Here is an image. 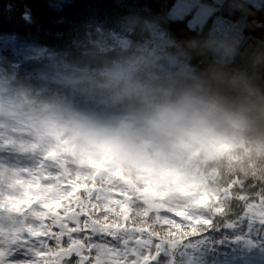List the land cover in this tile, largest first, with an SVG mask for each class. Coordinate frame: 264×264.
Wrapping results in <instances>:
<instances>
[{
  "label": "clouds",
  "instance_id": "1",
  "mask_svg": "<svg viewBox=\"0 0 264 264\" xmlns=\"http://www.w3.org/2000/svg\"><path fill=\"white\" fill-rule=\"evenodd\" d=\"M233 7L244 11L240 3ZM129 22L141 31L160 23ZM159 48L219 59L191 79L159 78ZM239 54L238 42L200 34L183 41L169 35L158 48L112 61L89 51L88 60L104 61L99 75L84 71L71 82L123 111L102 118L63 97L26 93L17 115L30 123L42 152L54 150L81 173L138 188L157 202L182 204L184 189H214L227 174L264 179V52L248 58L251 72L231 67Z\"/></svg>",
  "mask_w": 264,
  "mask_h": 264
},
{
  "label": "trees",
  "instance_id": "2",
  "mask_svg": "<svg viewBox=\"0 0 264 264\" xmlns=\"http://www.w3.org/2000/svg\"><path fill=\"white\" fill-rule=\"evenodd\" d=\"M178 1L0 0V119L5 121L0 124V132L13 134L9 128H18L15 134L25 144L24 124L31 125L17 115V108L26 93L35 99L63 97L102 118L123 111V106L89 96L71 82L70 77L84 71L99 75L104 61L88 60L85 53L89 51L112 61L126 51L158 48L169 35L178 41L197 34L213 35L238 42L240 54L231 67L252 71L248 58L264 52V0L260 4L249 0H200L214 7L205 25H190L185 13L173 8ZM236 3L242 4L243 12L233 7ZM132 18L160 23L152 30L141 31L129 22ZM158 50L159 78L176 75L191 79L203 73L214 58L219 59L212 54L207 58H187L178 55L175 48ZM239 175L243 176V185L222 201V214L212 207L189 209L190 219H207L211 223L183 239L169 240L160 223L174 218L183 222V230L187 231L188 221L175 215L183 208L150 215L149 222L161 233L160 243L156 248H142L141 254L153 253L155 259L150 264H254L250 260L255 255L264 259V217L259 215L264 211V180L257 175ZM229 178L227 174L214 189L222 188ZM208 190L184 189L181 193L189 199L181 205L209 199ZM263 263L261 259L259 264Z\"/></svg>",
  "mask_w": 264,
  "mask_h": 264
},
{
  "label": "snow or ice",
  "instance_id": "3",
  "mask_svg": "<svg viewBox=\"0 0 264 264\" xmlns=\"http://www.w3.org/2000/svg\"><path fill=\"white\" fill-rule=\"evenodd\" d=\"M0 146L10 151L40 152L34 167L0 170V214L18 218L20 225L8 231L0 229V248L11 244L30 251L36 257L32 264H150L155 256L152 252L142 255L141 249L149 245L156 248L161 237L149 222L150 214L183 208L175 215L188 221L187 231L183 222L174 218L160 222L169 240H180L211 223L190 219L189 209L212 207L222 214V201L243 185V176L230 174L222 188L208 190L209 199L173 206L114 179L74 170L67 157L54 150L41 152L37 143L26 146L5 141ZM117 193L121 199L114 198ZM178 198L189 199L182 193ZM259 215L264 217V211ZM4 255L0 252V260Z\"/></svg>",
  "mask_w": 264,
  "mask_h": 264
},
{
  "label": "rangeland",
  "instance_id": "4",
  "mask_svg": "<svg viewBox=\"0 0 264 264\" xmlns=\"http://www.w3.org/2000/svg\"><path fill=\"white\" fill-rule=\"evenodd\" d=\"M249 1H251L254 4L261 3V0H249ZM195 3H196V0H179L177 2V5L175 4L173 8H175L176 6L179 8L180 14L185 13V17L188 19L190 25H205V23L207 22L210 16V13H213L214 7L212 5L202 3L200 0H197L198 8L195 9ZM221 39H224V38L222 37ZM2 123H5V121L0 119V124ZM28 125H29V122H28ZM10 127H14V126L12 125ZM9 131L12 132L13 134L0 132V143H3L5 141H15L18 144L22 143L15 134L16 132H18V128H9ZM32 137L36 140L34 134H32ZM25 141L26 142L24 145L30 146L31 143L29 139H25ZM3 149H4L3 146H0V170L26 168L28 166L27 165L28 161L32 162L31 164L33 166H30V167H34L36 166L38 159H39V155H40V152H31V151L24 152L26 154V159L21 161V158L19 159L17 155L19 154L17 152L19 151L18 149L11 151V153L12 152L15 153L12 156L3 155L2 154V151H4ZM7 151H9L8 148H7ZM14 220L16 221L15 223H14ZM19 226L20 225H19L18 218H15V217L10 218L9 214L7 213L0 214V229H3L4 231H8L13 228H17ZM11 246H12L11 244H6L2 248H0V252L5 253L2 260H0V264H24L25 261H28V264H31L36 259V257L34 255H31L30 252H29V255L24 254L21 251L20 246H19L20 252L17 254H12ZM258 256H260V254ZM261 259L263 263L264 259L262 257L258 258L257 255H255L253 259L250 260V262L254 264H259L261 262Z\"/></svg>",
  "mask_w": 264,
  "mask_h": 264
}]
</instances>
